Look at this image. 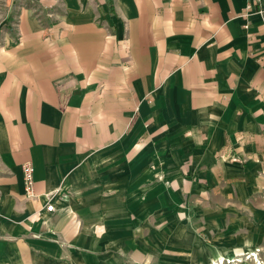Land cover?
Listing matches in <instances>:
<instances>
[{"label": "crops", "instance_id": "obj_1", "mask_svg": "<svg viewBox=\"0 0 264 264\" xmlns=\"http://www.w3.org/2000/svg\"><path fill=\"white\" fill-rule=\"evenodd\" d=\"M247 6L0 0V264H151L155 231L161 262L201 230L196 264L264 247V13Z\"/></svg>", "mask_w": 264, "mask_h": 264}, {"label": "rangeland", "instance_id": "obj_2", "mask_svg": "<svg viewBox=\"0 0 264 264\" xmlns=\"http://www.w3.org/2000/svg\"><path fill=\"white\" fill-rule=\"evenodd\" d=\"M209 201H210V199L208 198L205 204H209L208 203ZM195 206L196 205L193 204L191 207L189 206L188 209H194ZM180 215H181L180 218L185 220L187 223H191L193 221V215H196V217L199 216L198 214H193V213H190L187 215H184V214H180ZM172 218H173V216H172ZM221 218H228V215L227 214H224V215L221 214ZM157 233L158 232H156V231L151 232V235H154V237L151 239V264H196L195 262H191V259H190V257H193L194 250L195 249L202 250L204 248L207 249V248H210V246H214V243L211 240V237L206 233V231L201 230L200 236L202 237V239H200V241H201V244H203L202 246L196 245L195 247L193 246L194 248H192V247L187 248V246L184 248L181 246H172L170 248L171 249V255H172V259L176 260V262H161L167 254L165 256L162 255L163 250H165V248L161 244L162 242L157 237H155ZM165 243H167V241ZM250 246H259V247H262L264 249L262 244L261 245H250ZM245 247H248V246H245ZM245 247L244 246H238L235 244L229 245L227 247V250H229V251H226L229 253L225 252L226 254L224 253V254L219 255V256L234 254L235 251H243L244 250L243 248H245ZM185 248H187L186 251L184 250ZM166 249H167V247H166ZM219 256H217L215 258H218ZM181 257H186L188 262L184 263V262L177 261ZM199 264H202V263H199ZM203 264H207V263H203ZM242 264H246V263H242Z\"/></svg>", "mask_w": 264, "mask_h": 264}, {"label": "built area", "instance_id": "obj_3", "mask_svg": "<svg viewBox=\"0 0 264 264\" xmlns=\"http://www.w3.org/2000/svg\"><path fill=\"white\" fill-rule=\"evenodd\" d=\"M58 1V0H57ZM264 13V0H248L247 8ZM1 9V7H0ZM25 193L32 197L34 193V167L31 162H27L23 166ZM48 211H54V203H48L46 206ZM217 264H264V249L262 247L247 248L243 251H235L234 254L219 256Z\"/></svg>", "mask_w": 264, "mask_h": 264}, {"label": "bare ground", "instance_id": "obj_4", "mask_svg": "<svg viewBox=\"0 0 264 264\" xmlns=\"http://www.w3.org/2000/svg\"><path fill=\"white\" fill-rule=\"evenodd\" d=\"M221 257V256H220ZM217 259H219V258H217ZM216 258L214 259V260H212L211 262H210V264H217V260Z\"/></svg>", "mask_w": 264, "mask_h": 264}]
</instances>
